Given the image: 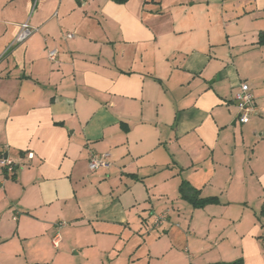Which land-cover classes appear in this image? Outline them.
<instances>
[{
    "label": "crops",
    "instance_id": "1",
    "mask_svg": "<svg viewBox=\"0 0 264 264\" xmlns=\"http://www.w3.org/2000/svg\"><path fill=\"white\" fill-rule=\"evenodd\" d=\"M262 33L264 0H0V264H264Z\"/></svg>",
    "mask_w": 264,
    "mask_h": 264
},
{
    "label": "built area",
    "instance_id": "2",
    "mask_svg": "<svg viewBox=\"0 0 264 264\" xmlns=\"http://www.w3.org/2000/svg\"><path fill=\"white\" fill-rule=\"evenodd\" d=\"M38 31V28L30 24L28 21L24 22L21 25L20 31L14 41L7 47L4 54L10 51L14 46L24 43L30 36H32L35 32ZM66 38H73L74 33L69 31L65 33ZM58 49H48V56L51 61H56L58 57ZM234 99L236 100V105L239 111V121L241 123H248L251 120L253 114L257 112V105L255 103V97L252 92V88L249 83L242 82L239 86L238 91L234 95ZM30 157H34V153H29ZM108 153H98L92 152L89 159V168L91 170H96L99 167L109 166L108 161ZM0 165L8 168L9 170H15L16 163L9 158H1ZM166 218L165 214H158L154 223L155 225H159ZM62 240V236L59 232H57L53 238L52 242L55 247H59L60 242Z\"/></svg>",
    "mask_w": 264,
    "mask_h": 264
},
{
    "label": "trees",
    "instance_id": "3",
    "mask_svg": "<svg viewBox=\"0 0 264 264\" xmlns=\"http://www.w3.org/2000/svg\"><path fill=\"white\" fill-rule=\"evenodd\" d=\"M115 2L118 3H126L128 0H114ZM260 43H264V33H262V35L260 36ZM181 191L182 194L184 196L189 197L190 196V201H192L194 203V205L199 206L201 204H203L204 202H206V199H197L196 195L198 193V191L196 189H194L192 186H190L186 181H184V183L181 186ZM213 199V198H212ZM210 200V199H208ZM229 264H237V262H232Z\"/></svg>",
    "mask_w": 264,
    "mask_h": 264
},
{
    "label": "rangeland",
    "instance_id": "4",
    "mask_svg": "<svg viewBox=\"0 0 264 264\" xmlns=\"http://www.w3.org/2000/svg\"><path fill=\"white\" fill-rule=\"evenodd\" d=\"M72 254L74 255V251H72Z\"/></svg>",
    "mask_w": 264,
    "mask_h": 264
}]
</instances>
